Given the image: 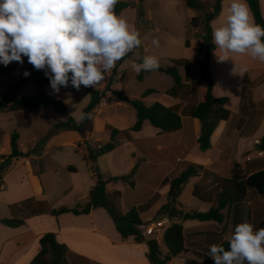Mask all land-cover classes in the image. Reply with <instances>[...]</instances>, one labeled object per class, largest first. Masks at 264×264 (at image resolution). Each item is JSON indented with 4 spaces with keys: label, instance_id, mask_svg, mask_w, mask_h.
Wrapping results in <instances>:
<instances>
[{
    "label": "rangeland",
    "instance_id": "obj_1",
    "mask_svg": "<svg viewBox=\"0 0 264 264\" xmlns=\"http://www.w3.org/2000/svg\"><path fill=\"white\" fill-rule=\"evenodd\" d=\"M212 3L213 0H205V10H210ZM148 8L152 14L153 27L142 33L140 36L141 46L134 49L130 58L123 61L118 67L115 82L111 86L112 91L121 92L124 98L136 99L140 98L145 90L154 89L156 92L144 100L148 105L152 101L161 102L169 99L166 91L174 87L173 79L169 75L157 71H141L138 74L132 68L133 62L140 63L144 56L150 55L158 59L160 67L175 66L182 74H185V68L173 61L180 58L186 59L191 76L189 89L191 91L194 89L195 94L199 95L198 88L201 83L198 78L197 60L203 59V55L200 52L202 39L196 31L202 32V30L201 28H190L189 22L194 15L199 19L203 18L204 12L188 9L183 0H150ZM188 19L187 31L186 22ZM165 20H168L169 24H166ZM187 38L190 40L189 47L185 46ZM153 39L159 42L158 46L152 43ZM23 59L22 65L12 62L9 64L13 67L12 71L0 73V97L24 77L25 71L31 72V64L28 63L27 57ZM0 66L4 65L0 64ZM108 77L99 86L92 88L104 90ZM42 93L62 100L67 107V112L55 113L50 107L39 111H23L17 116L0 112V143L1 146L7 147L11 140V134L16 132L19 137L17 144L21 150L28 152L27 156L38 157L45 153L35 163L37 167L34 168L42 177L47 202L42 206L41 210L43 211H41L40 217L31 225L40 226L48 232L57 227L51 210L62 207L72 208L87 202L95 179L90 164L84 160L82 154L86 146L91 145L97 148L98 145L108 143L110 134L107 126L111 125L119 130H125L136 121V112L126 100L107 91L94 110L91 123L83 126L80 131L64 130L56 127V124L66 122L69 118H73L79 123L81 114L91 99L89 91L83 87L77 91L69 86L61 88L58 94H53L50 83L38 87L32 80H28L20 91V96H36ZM28 122L30 125H27ZM97 122H101V125ZM170 136V133H160L159 130L145 122L140 132L132 133L130 141L121 139L113 151L102 155L97 160V165L106 179L111 178L110 176L129 175L131 170L137 167L133 177L116 184L110 183V186H114L122 193L121 206L123 210H130L135 206L151 202L149 210L151 212L148 214V218L152 219L149 222L155 223L160 220V217L153 212H156V209L165 200L163 191L160 190L162 177L168 172H172L171 176L177 173L173 171L176 170L175 159L166 155L164 151L157 150L173 143ZM76 137L79 138L74 142ZM188 143L189 146L193 144L192 135H188ZM249 146L248 148H250ZM3 157L7 156L4 155L1 158ZM69 163L76 166V173L63 172L62 165ZM56 171L59 175L56 174ZM188 189H185L181 196L182 202H186L189 209L206 212L208 209H196L189 202L191 195L188 193ZM65 191L71 192L67 194L68 192L65 193ZM12 212L6 204L0 202V220L16 216H13ZM17 217L27 221L31 220L28 213ZM191 223L198 224L197 221H190ZM89 243L91 244V242ZM159 244L161 249L165 250L162 242ZM108 250L111 253L112 248ZM90 254L97 259L108 261L109 264L118 263L117 257H108L105 251H98L96 248ZM184 258L182 256L174 258L173 264H184Z\"/></svg>",
    "mask_w": 264,
    "mask_h": 264
},
{
    "label": "crops",
    "instance_id": "obj_2",
    "mask_svg": "<svg viewBox=\"0 0 264 264\" xmlns=\"http://www.w3.org/2000/svg\"><path fill=\"white\" fill-rule=\"evenodd\" d=\"M119 1L139 3L140 0ZM149 1L150 0L142 1V17L140 16L138 8L131 7L125 8L118 15L125 18L130 27L138 30L141 35L153 27L151 19L152 14L150 8H148ZM259 2L262 16L264 17V0H259ZM183 3L186 6V0H183ZM230 3L231 0H224L222 2L220 14L211 23L212 30L215 27L223 25L229 14L228 8ZM188 22L189 19L186 22L187 31ZM165 23L169 24L168 20H165ZM196 32L199 36L201 35L200 30ZM186 41H189L190 46V40L187 38ZM215 50L217 51V55L224 54L216 48L210 54V73L213 81L212 93L214 97H226L230 100L228 106L231 111L230 117L226 121H221L213 132L211 137V149L207 152L200 151L198 137L201 132V123L198 119L192 118L189 115L198 104L199 95L195 94L194 89H192V91L189 89L191 86V76L189 73H186L184 69L185 74L180 73L184 85L177 90H172L173 87L168 89L166 94L169 96V99L160 102L167 107H175L180 111L182 116V128L170 133L171 136L169 138L173 140L171 145L157 149L159 151H164L166 155H170L175 159L174 167L176 170L173 171L177 173L173 176H177L182 172L187 164L203 167L201 173L188 180L184 190L189 188L188 193L191 195L189 202H191L196 209L203 208L208 210L212 207V203L204 201L196 196L194 190H199V194L203 195L215 187L220 179H230L232 177V167L234 164H239L248 175L264 169V152L261 151L260 153L256 148L257 141H260L261 137L264 135V83L261 81L264 76V62L254 60L247 55L237 54H230L231 59L220 62ZM181 59L186 60L184 58L175 60ZM199 60L201 59L197 61ZM235 65L236 72H234ZM241 67L247 68L243 76L239 75ZM244 87L247 88V98L245 99L242 97V89ZM147 97H145L144 100H146ZM155 102L158 101H152L149 105L145 102V104L151 106ZM11 114L17 116L18 113ZM97 124L101 125V122H97ZM27 125H30V122H28ZM188 135H192L193 137V144L191 146H189L188 143ZM78 138L79 137L74 138V142L78 140ZM248 145H250V148H248ZM19 150L24 153L25 156L12 159L8 166L9 168H6L2 173L0 202L6 204L11 212L13 211V216L16 215L15 217H20L22 214L28 213V217L31 220L27 221L23 219L24 225L14 228L0 223V230H2V233H0V264H30L40 251V238L49 232L56 234L57 240L64 244L70 253L84 257L90 264H109L108 261L97 259L90 254L95 248L98 251H105L108 257H117V264H150L147 257V243H138L133 237L123 239L117 231L112 218L103 208L94 209L87 215H75L73 213H64L57 217L52 215V218L57 223V227L55 230L48 232L40 228V226L31 225L32 222L40 217L41 211H43L41 210L42 206L47 202L46 190L41 179L42 177L34 168L37 167L35 163L40 160L45 153L38 157H31L29 155L27 156L28 152L26 153L20 148ZM10 153L11 140L7 147H0V164L3 162V158L1 157L4 155L8 156ZM69 165L75 167V172H71L68 169ZM61 169L63 172L68 173L77 172L76 166L72 163L62 165ZM56 174H58V171H56ZM171 174L172 172H168L162 177L160 183L161 191L164 187V181L172 177ZM110 183L116 184L117 182ZM110 183L107 185L108 190H116L114 186H110ZM93 185L94 182L92 183V186ZM67 192L68 191H65V193ZM183 192L178 198V209L183 212H202L189 209L188 206H186V202H182L181 196ZM163 195L165 197L164 202L156 209V212H153L156 215L160 208L168 202L167 192L163 191ZM29 199H31V202L26 205H22L20 208L13 207V205H20ZM123 211L126 212L128 210ZM150 212L151 211H148L141 215L144 225L149 223L152 219L148 218ZM224 214V223L218 226L220 228L224 227L223 237L225 240H228L227 238L234 232L237 224L245 221L253 225L254 231L258 230L259 224L264 221V196L252 190L249 191L243 199L235 195L234 204L230 205L224 211ZM190 221L196 220H179L185 228L202 227L210 224L208 222L199 221H197L198 224H190ZM170 224L171 222L169 221L167 226ZM89 242H91V244ZM109 248H112L111 253L109 252L110 250H108ZM163 251L166 253L167 249L165 248ZM182 257L184 258L187 256ZM187 259L188 258H184V264H187ZM173 261L174 258L169 264H173Z\"/></svg>",
    "mask_w": 264,
    "mask_h": 264
},
{
    "label": "trees",
    "instance_id": "obj_3",
    "mask_svg": "<svg viewBox=\"0 0 264 264\" xmlns=\"http://www.w3.org/2000/svg\"><path fill=\"white\" fill-rule=\"evenodd\" d=\"M142 1L139 3L120 2L115 6V13H119L125 8H138L140 16H143ZM224 0H213L210 10H205L203 0H186V6L195 11H203V18L193 17L190 19L189 27L192 29L201 28V49L200 52L204 58L197 61L199 72L200 86L199 102L189 113L192 118L198 119L201 123V132L198 137L199 149L202 152H207L211 149V137L216 127L221 121H226L231 115L228 106L230 100L226 97L217 98L213 96V81L210 73V54L216 48L212 41V21L220 14L222 2ZM254 22L264 27V17L262 16L259 0H246ZM264 39V38H262ZM186 46H189V41H186ZM133 53V52H132ZM132 53H129L121 61L117 62V66L111 71L106 88L102 91L92 87H83L90 93L91 99L85 107L83 113L93 114L96 107L105 97L107 91L112 95L126 100V102L135 110L136 121L128 129L119 130L111 125L107 126L110 134V141L103 145H98L97 148L87 145L83 154L84 160L90 164L94 185L88 194L87 202L83 205H76L72 208L62 207L53 209L51 214L59 216L64 213H73L75 215H87L92 210L103 208L112 218L114 225L123 239L133 237L136 242H146L148 245V254L150 264H169L173 258L178 256H188L187 264H214V261L209 257V249L213 244L223 246L225 250H229L228 240H225L224 227L218 225L224 223V211L235 202V195L241 199L246 197L249 191H255L264 196V169L248 175L239 164H234L232 167V177L230 179H220L215 187L200 195L199 190H194V194L204 201L212 203V207L206 212H183L178 209V198L182 194L188 180L198 175L203 171V167L199 165L187 164L185 169L177 176H172L164 181L162 191L167 192L168 202L164 204L159 212L158 217L168 219L171 224L166 227L162 235V244L167 249L165 253L160 244L147 237L144 233V222L141 215L148 212L151 208V202L140 206H135L132 209L124 212L121 206L122 193L119 190L109 191L107 185L110 182H118L127 180L133 177L137 167H134L129 175L114 176L105 178V175L100 171L97 160L104 154L113 151L120 143L121 139L130 141L132 133L140 132L145 122L158 129L161 133H172L182 128V116L180 111L175 107H167L160 102H155L151 106H147L144 98L154 93V89H147L140 98L127 99L121 92H114L111 86L115 82V74L118 67L130 58ZM177 65H182L186 73H189V66L186 60H174ZM142 63V59L140 61ZM13 70L11 65L1 66L0 73H8ZM30 75L19 79L5 94L0 97V112L2 113H19L23 111H39L43 108L50 107L55 113H66L67 107L62 100L55 96L47 94H39L36 96H20L24 84L28 80H32L34 84L41 87L48 84L49 79L45 76L44 71H38L30 67ZM154 71L169 75L174 82L172 90L181 88L183 79L179 70L175 66L167 68L160 67ZM264 83V76L261 79ZM71 87V86H70ZM242 97L247 98V88L242 89ZM92 122L84 119L77 123L73 118H69L66 122H59L56 127L64 130L80 131L83 126ZM18 134H11V153L7 157H3V162L0 164V184L2 182V173L10 165L12 159L24 157L17 144ZM258 151L264 152V135L256 145ZM68 169L75 172V167L69 165ZM31 202V199L24 201L20 205L13 207L20 208ZM181 221L196 220L199 222L210 223L207 226L185 228ZM0 223L8 227H18L24 225V220L18 217L0 220ZM264 228L262 221L258 229ZM40 251L35 256L30 264H90L87 259L82 256L70 253L67 247L57 240L56 234L46 233L40 240Z\"/></svg>",
    "mask_w": 264,
    "mask_h": 264
},
{
    "label": "clouds",
    "instance_id": "obj_4",
    "mask_svg": "<svg viewBox=\"0 0 264 264\" xmlns=\"http://www.w3.org/2000/svg\"><path fill=\"white\" fill-rule=\"evenodd\" d=\"M119 0H0V64L28 63L44 71L53 94L71 86L96 88L134 49L141 33L115 13ZM228 15L212 31L220 62L230 54L247 55L264 62V27L256 24L246 0H231ZM158 46L159 42L153 39ZM155 56L132 63L136 73L159 68ZM247 71L241 67L239 75ZM236 72V65L234 68ZM24 76L30 75L25 71ZM81 120L92 119L82 113ZM229 250L213 244L209 257L214 264H264V228L254 231L247 221L235 226L227 238Z\"/></svg>",
    "mask_w": 264,
    "mask_h": 264
},
{
    "label": "built area",
    "instance_id": "obj_5",
    "mask_svg": "<svg viewBox=\"0 0 264 264\" xmlns=\"http://www.w3.org/2000/svg\"><path fill=\"white\" fill-rule=\"evenodd\" d=\"M259 141H257V144ZM261 153V151H260ZM169 224V220L166 218L160 219L157 222H149L144 225V233L147 237H151L158 243L162 240V235L164 230L166 229L167 225Z\"/></svg>",
    "mask_w": 264,
    "mask_h": 264
}]
</instances>
